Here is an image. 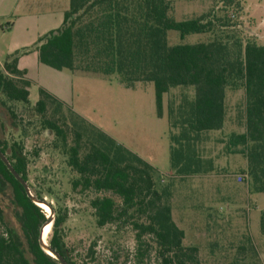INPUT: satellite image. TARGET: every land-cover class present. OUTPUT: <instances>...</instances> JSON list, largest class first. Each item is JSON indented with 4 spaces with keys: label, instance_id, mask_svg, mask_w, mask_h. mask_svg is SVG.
Segmentation results:
<instances>
[{
    "label": "trees",
    "instance_id": "trees-1",
    "mask_svg": "<svg viewBox=\"0 0 264 264\" xmlns=\"http://www.w3.org/2000/svg\"><path fill=\"white\" fill-rule=\"evenodd\" d=\"M173 7L172 0H70L60 27L9 53L0 65V107L4 114L17 126L23 123L20 115L24 113L37 117L29 124L39 121L53 137L54 148L66 156L68 167L77 174L72 190L94 193L90 206L97 225L132 229L138 264H148L151 258L155 264H201L199 247L184 245L185 231L173 218L172 183L162 185L151 164L75 115L45 88H40L39 99L32 105V82L18 61L37 51L40 63L56 70L115 75L130 89L152 82L160 118L165 94L175 87L191 88L192 96L186 94L176 106H169L171 125L179 129L171 134V169L178 177L213 170V161L198 153L197 139L204 132L224 127L226 90L244 89V131L229 135L227 149L245 157L242 174L252 191L264 193V44L224 32L231 26L226 18L201 15L177 20ZM217 27L218 33L214 31ZM170 30L178 31L181 39L192 33H212L213 38L170 44ZM23 143L0 137V148L34 195L42 200L47 196L56 199L57 206L48 201L55 210L48 243L69 264H77L62 227L68 207L50 190L44 193L33 187ZM5 186L11 190L19 227L8 224L0 208L4 224L0 264H60L39 241L48 214L28 196L0 158L1 193ZM261 232L264 234V210ZM251 251L254 257L258 255L253 245Z\"/></svg>",
    "mask_w": 264,
    "mask_h": 264
},
{
    "label": "rangeland",
    "instance_id": "rangeland-1",
    "mask_svg": "<svg viewBox=\"0 0 264 264\" xmlns=\"http://www.w3.org/2000/svg\"><path fill=\"white\" fill-rule=\"evenodd\" d=\"M172 1V15L177 20L201 15L226 18L231 26L224 32L236 34L244 41L255 39L264 44V0H233V3L229 0ZM69 4L70 0H0V65L10 53H7L8 48L14 45L19 36L17 28L3 29L1 23L6 25L9 22L12 25L20 16L32 18L38 21L39 31L45 29L44 35L61 26ZM218 29L214 31L218 33ZM36 33L31 37L34 38ZM40 36L38 34V38ZM36 38L34 40L37 41ZM212 38V33H192L181 39L178 31L168 32L170 44L197 43ZM40 65L56 76L68 75L66 80L60 78V84L68 90L64 101L68 109L151 164L162 185L172 183L173 218L185 231L184 245L199 247L201 264H264V234L261 232L264 193L252 191L245 181H236V176L242 174L245 158L227 149L229 135L239 133L244 123V89L226 90V126L215 136L209 137V152H205L207 156L226 154L228 161L216 164L217 167L202 173V176L178 177L169 175L171 134L179 130L171 125L169 106H176L186 94L192 96L191 88L175 87L165 94L163 118H160L152 82L139 83L135 89H130L122 85L115 75L106 77ZM56 76L52 79L43 77L44 84L49 85L50 81L56 83ZM34 80L29 98L32 105L38 101L41 88L40 83ZM13 105L20 108L17 104ZM20 118L23 123L17 126L0 107V137L24 142L33 187L44 193L50 190L68 207V217L62 227L76 263L138 264L133 254L136 240L132 229L126 226L118 230L116 225L99 227L90 206L94 193L72 190L71 182L77 174L68 167L66 156L54 148L53 137L40 127L39 121L35 125L29 124L37 117L24 113ZM226 165L228 169L224 171ZM45 198L57 206L56 199L51 196ZM0 208L6 222L19 227L18 212L11 202V190L7 186L4 193L0 192ZM2 230L4 224L0 221V232ZM51 234L52 231L48 240ZM252 245L257 250L256 257L251 251ZM147 262L155 264L153 258L147 259Z\"/></svg>",
    "mask_w": 264,
    "mask_h": 264
},
{
    "label": "crops",
    "instance_id": "crops-1",
    "mask_svg": "<svg viewBox=\"0 0 264 264\" xmlns=\"http://www.w3.org/2000/svg\"><path fill=\"white\" fill-rule=\"evenodd\" d=\"M63 16H64V14H63ZM37 22H38L37 20H34L32 18L25 19V17L20 16V18H18L16 21H14L12 25L11 24L9 25V22L6 25L4 23H1V26L3 29L5 28V29H11L12 30V29L17 28V30H18L17 32H18L19 36L17 37V41L14 43L13 46L8 48L7 53H9V52L11 53V52L15 51L16 49H19L20 47H25L27 45H30V43H32V41H36L34 39L36 37L38 38V34H39V36L43 35L42 33H44L45 29L43 30V32H41L42 30L39 31L38 29L40 28V26H39V24H37ZM33 31H35V32H33ZM36 31H37V33H36ZM34 33H36V34L34 35V38H33V36L31 37V35H33ZM40 64H42V63H40V61H39L37 51H33L29 54L21 56L19 61H18V67L20 69L27 70V77L31 80V82L35 81L34 79H36V81L38 83H40L41 88H45L51 94H53L55 97H57L59 100L64 102L65 97H66V93L68 90H67L66 86L63 87L62 84H60V80H61L60 78H64L66 80L68 78V75H66V73H64L63 77H61L60 75L56 76L55 73L48 71V69H42ZM35 69H38V71L35 72ZM41 71H42V73H41ZM48 76L51 79L56 76L57 77L56 83H53V81L52 82L50 81L49 85H45L43 77L49 78ZM161 118H163V117H161ZM225 126H226V122L224 124V127ZM222 129L204 132V133H202L201 136L198 137L197 142H196L197 151L199 154H201L202 159L212 160L215 167H217L220 163L227 162L228 161V157H227L228 155L224 154V156H222L223 154H221L220 156H217V155H215V156L208 155L207 156L205 154V152H207L209 150L208 148L210 147L209 145H207V143H209V137L211 138V136H215V134H217L218 132H221ZM243 131H244V126L241 127V130L239 131V133L243 132ZM205 145H207V146H205ZM244 161H245V166H244V168H245L247 162H246V159H244ZM216 164H218V165H216ZM223 169L225 171L226 169H228V166L227 165H226V167L224 166ZM169 175H172V169L170 170ZM191 176H195V177L202 176V173L194 174ZM235 179L238 182L237 176ZM162 181L164 182L165 180L162 179ZM245 182H247V180Z\"/></svg>",
    "mask_w": 264,
    "mask_h": 264
},
{
    "label": "water",
    "instance_id": "water-1",
    "mask_svg": "<svg viewBox=\"0 0 264 264\" xmlns=\"http://www.w3.org/2000/svg\"><path fill=\"white\" fill-rule=\"evenodd\" d=\"M0 158L2 159V161L6 164V166L8 167V169L13 173V175L17 178V180L24 186L26 193L28 194V196L39 206L42 207L41 204H46L49 208H50V213L47 215V220L44 223V225L41 228L40 231V245L42 246V248L52 257H54L55 259H57L60 264H69L68 261L65 259V257L63 255H61L60 253H58L56 250H54L50 244L48 243V240L46 241L44 239V228L46 225L48 224H53V220L55 218V210L52 206L51 203H49L46 198L45 199H40L38 197H36L34 195V193L32 192L29 183L16 171V169L14 168V166L12 165L11 161L9 160V158L7 157V155L2 151V149L0 148Z\"/></svg>",
    "mask_w": 264,
    "mask_h": 264
},
{
    "label": "bare ground",
    "instance_id": "bare-ground-1",
    "mask_svg": "<svg viewBox=\"0 0 264 264\" xmlns=\"http://www.w3.org/2000/svg\"><path fill=\"white\" fill-rule=\"evenodd\" d=\"M41 205H42V208L45 210V212L47 214H49L50 213V208L46 204H41ZM51 227H52V225L51 224H48L44 228V239L46 241L48 240L49 234L51 232Z\"/></svg>",
    "mask_w": 264,
    "mask_h": 264
},
{
    "label": "built area",
    "instance_id": "built-area-1",
    "mask_svg": "<svg viewBox=\"0 0 264 264\" xmlns=\"http://www.w3.org/2000/svg\"><path fill=\"white\" fill-rule=\"evenodd\" d=\"M237 180H238V182H244L247 180V176L244 174H239V175H237Z\"/></svg>",
    "mask_w": 264,
    "mask_h": 264
}]
</instances>
